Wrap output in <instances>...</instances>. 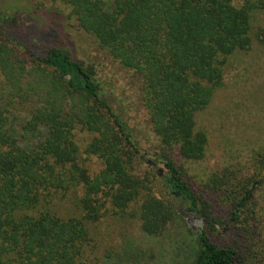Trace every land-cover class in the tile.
I'll list each match as a JSON object with an SVG mask.
<instances>
[{"label": "trees", "instance_id": "16d2710c", "mask_svg": "<svg viewBox=\"0 0 264 264\" xmlns=\"http://www.w3.org/2000/svg\"><path fill=\"white\" fill-rule=\"evenodd\" d=\"M66 11L86 35L140 81L141 102L165 153V183L174 197L206 223L192 186L170 157L185 162L206 157L208 137L197 114L223 85L229 59L253 47L252 23L264 0H41ZM20 13L0 9V264H104L93 227L106 212L142 222L160 236L173 220L172 208L133 172L140 150L94 66L54 45L44 53L20 40ZM257 38L264 48V28ZM29 104L18 129L14 115ZM93 138L84 153L104 168L91 175L76 141ZM255 160L264 175V151ZM213 179L232 204V219L252 204L262 179L225 175ZM81 194V195H80ZM74 196L82 215L62 217L54 204ZM201 203V202H200ZM201 219V218H200ZM193 264H246L234 245H221L206 230L198 235Z\"/></svg>", "mask_w": 264, "mask_h": 264}, {"label": "rangeland", "instance_id": "374dc122", "mask_svg": "<svg viewBox=\"0 0 264 264\" xmlns=\"http://www.w3.org/2000/svg\"><path fill=\"white\" fill-rule=\"evenodd\" d=\"M234 1L236 5L241 3ZM0 9L20 13L19 38L34 44L37 54L61 44L70 49L75 59L96 68L103 87L113 99L116 113L129 127L140 150L133 160L134 174L148 180L155 196L175 213L162 235L150 236L131 212L118 214L110 209L92 225L97 254L104 264H193L202 230L216 243L234 245L246 264H264V175L261 176L260 165L255 160L264 151V48L257 38L259 29L264 28V8L253 17L252 49L229 59L223 85L209 106L197 114V129L208 137L206 157L198 162H185L175 152L170 154L183 180L202 199L200 209L203 202L208 204L206 209L212 219L207 223L190 212L189 203L174 197L166 186L165 153L150 125L141 102L140 81L133 73L110 58L92 37L68 20L65 10L41 0H0ZM29 113V104L18 106L14 114L18 129L23 128ZM92 138L87 131L76 133L82 162L95 175L104 166L98 157L84 153ZM225 175L262 179L252 204L236 221L231 215L232 204L223 196L226 185L218 190L212 184L215 177L225 183ZM76 203V198L71 196L54 204L58 214L68 218L82 215ZM189 218H201L203 228L193 231L187 224Z\"/></svg>", "mask_w": 264, "mask_h": 264}, {"label": "water", "instance_id": "95a60500", "mask_svg": "<svg viewBox=\"0 0 264 264\" xmlns=\"http://www.w3.org/2000/svg\"><path fill=\"white\" fill-rule=\"evenodd\" d=\"M187 224L195 232H199L203 228V220L200 218H189Z\"/></svg>", "mask_w": 264, "mask_h": 264}]
</instances>
